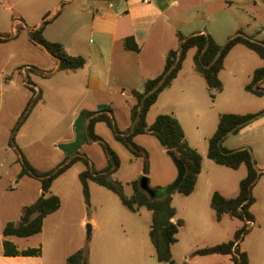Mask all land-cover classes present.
<instances>
[{
  "label": "rangeland",
  "instance_id": "374dc122",
  "mask_svg": "<svg viewBox=\"0 0 264 264\" xmlns=\"http://www.w3.org/2000/svg\"><path fill=\"white\" fill-rule=\"evenodd\" d=\"M42 7L44 4L40 2L15 6L10 0H0V14L7 18L6 24L0 21V28H7L0 32H11L21 19L29 26L39 25L45 15L39 14ZM183 16L184 19L176 23L178 33L187 36L205 28L214 41L222 40L218 35H222L226 27L220 26L219 16L213 15L207 20L197 9L187 10ZM262 21L258 16L257 22L250 21L251 25L243 26L237 34L245 32L251 35L260 31L255 33L256 36L264 38V30L259 26ZM75 27L64 15L48 28L45 38L53 42L67 38ZM21 33L25 35L26 31ZM180 43L177 50H180ZM23 47V44L0 46V188L10 186L12 189L0 200L2 239L5 225L17 221L23 213V206L32 204L41 195L38 179L31 176H25L23 180L18 178L22 170L21 156L39 173L55 170L63 160L71 157H63L62 150L70 149L75 150L73 154L89 157L96 171H103L108 166L107 153L100 144L88 143L77 151L75 142L58 141L65 134L67 121L72 119L74 103L79 102L74 93L69 96L72 92L65 90L68 86L61 79L56 82L37 73L38 69L43 73L52 71L50 68L56 61L52 56L38 54L42 65H34L29 62L31 56ZM243 49L248 55L232 52L219 72L223 85L220 92L207 88L202 75L194 71V50L188 52L177 78L159 94L148 113V124L154 122L159 114L175 116L184 129L188 144L203 158L195 190L189 196L177 192L182 176L177 157L165 150L154 136L142 134L134 137L132 145L145 149L147 153L146 156L142 153L136 155L116 141L113 131L106 125L98 128L99 135L120 158V167L112 177L123 183L126 195L133 193V180L146 177L150 189L155 191L154 198H171L176 219L183 221L177 241L171 246L175 264H233L230 256H193L192 253L233 240L243 226L245 229L237 241V251L247 254L248 264H264V96L245 90V86L251 83L254 68L260 66L262 60L254 52ZM64 75V72L59 74L61 77ZM42 91L48 96L45 105L41 99H36ZM56 91L60 95L56 96ZM24 111L25 115L18 122ZM224 113H261L256 121L237 134L227 136L222 144L228 150L250 148L255 167L260 171L251 192L254 198L250 208L253 223L247 224L229 216L217 221L210 206L215 192L226 198L237 196L240 181L247 176L245 165L234 170L207 157L208 139L215 133L219 117ZM61 116L67 118L60 122ZM119 123L116 126L121 131L124 125ZM145 162L148 163L146 174L143 172ZM85 169L82 162H76L54 180L50 192L60 198L61 210L45 221L40 234L17 239L18 244L40 246L44 264H67V258L81 248L87 249L89 264H164L156 259L149 237L152 212L146 208L130 211L115 193L91 181L90 206L87 207L79 179V174ZM88 225L91 226L89 236Z\"/></svg>",
  "mask_w": 264,
  "mask_h": 264
},
{
  "label": "trees",
  "instance_id": "16d2710c",
  "mask_svg": "<svg viewBox=\"0 0 264 264\" xmlns=\"http://www.w3.org/2000/svg\"><path fill=\"white\" fill-rule=\"evenodd\" d=\"M53 13H47L37 26H29L21 19L14 26L11 32H0V44L10 42L19 37L22 31H27L29 40L41 47L50 56L56 59L58 68L43 73H37L49 77L55 71H75L81 69L86 64V59L81 55H70L65 46L60 42L49 41L44 37L46 27L53 22L60 14V9ZM181 42L179 49L170 50L165 59L163 72L152 79L144 81L143 90H133L132 93L137 100L136 105L131 109L132 124L125 131H120L115 122V117L111 108L99 111L83 110L81 114L87 118L86 140L97 142L107 153L108 166L103 171H96L92 167V161L84 154L75 153L70 159L67 157L55 170L46 173L37 172L21 156L22 170L18 174L21 179L24 176H31L39 180L42 194L34 203L27 205L17 222H8L3 229L5 239L2 242L3 255L6 257H40L42 248L29 247L19 249L9 237L16 236L28 238L42 232L44 219L50 214L58 211L61 207V200L52 194L50 189L55 179L65 173L74 163L82 162L86 169L79 174L82 191L86 206H90L89 182H94L115 193L121 203L132 212H137L140 208H146L152 212V221L149 227V237L155 249V256L159 262L164 264H175L173 261L171 246L177 241L179 227L183 225L181 219H176V210L171 205V198H154L139 187V180L131 182L133 193L128 196L124 192L123 183L113 179L112 174L120 167V158L106 144L103 138L96 133L95 127L98 123H105L112 131L116 141L124 145L130 152L139 155H147L145 149L138 147L135 151L131 145L134 137L142 134L154 136L160 145L177 157L182 168V176L177 187V192L189 196L195 190L198 176L202 169V156L196 149L192 148L184 133L180 121L172 114H159L152 124L147 123V115L151 107L157 102L159 94L177 78L182 62L189 50L195 48L194 70L202 75L207 88L216 92L222 91L223 85L219 79V72L224 68V61L230 50L237 44H242L254 51L264 60V41L256 40L244 34H237L229 38L223 45H219L208 33H197L189 36L178 33ZM125 48L138 51L133 37H128L124 41ZM264 80V65L256 69L252 75L251 83L245 86V90L256 95L264 96V88L260 83ZM213 96V95H212ZM37 100L41 99L40 93ZM35 99V100H36ZM21 115L18 122L25 115ZM260 114H221L218 120L215 133L208 139L207 157L218 165L231 169H238L241 165L247 168V176L240 181L238 195L233 198H226L219 192L212 195L210 206L215 212V218L220 221L223 216L238 218L248 223H253L254 216L250 208L254 204L252 187L255 184L259 170L256 169L251 149L244 147L238 150H228L222 146L224 139L229 135H235L240 130L256 121ZM18 152L22 155L19 148ZM143 172H148V163L145 162ZM245 226L238 230L233 240L215 246H210L195 250L193 256L226 255L230 256L233 264H248V256L245 252L237 251V241L241 236ZM89 253L87 249L81 248L71 254L67 264H89Z\"/></svg>",
  "mask_w": 264,
  "mask_h": 264
},
{
  "label": "crops",
  "instance_id": "0c3cea01",
  "mask_svg": "<svg viewBox=\"0 0 264 264\" xmlns=\"http://www.w3.org/2000/svg\"><path fill=\"white\" fill-rule=\"evenodd\" d=\"M10 2L15 6L19 3H43L44 7L39 14L45 13V15L50 12L53 13L63 4L58 17L46 27L44 37L47 35L48 28L64 15L76 25L67 38H58L56 42L62 43L70 55L83 56L86 59L85 66L75 71L57 70L49 77L56 82L61 79V82L68 86L65 87V90L69 93L72 92L69 96L74 93L79 102L78 104L74 103L71 113L72 119L67 121L65 134L58 140L65 143L75 142L77 151L84 149L88 143H97L86 140L87 118L81 114L83 110L99 111L111 108L116 125L120 124L119 122L124 125L121 131L130 128L132 124L131 109L137 103L132 91H142L145 80L155 78L163 72L167 53L178 47L179 31L176 23L184 19L185 11L197 9V12H202L207 20L210 16H219L220 19H217L220 26L225 25L226 27V31L222 35H218L222 39L216 42L219 45L237 35L243 26H250V21L257 22L258 16L263 19L259 26L264 30V0H10ZM0 21H5L6 24V16L0 14ZM6 29L0 28V31ZM205 30V28H199L189 35L205 33ZM207 33L212 37L208 31ZM242 33L254 37L256 40L264 41V38H258L255 34L260 33V31L251 35ZM128 37L134 38L138 51L125 48L124 41ZM19 44H23L24 51L31 56L32 60L29 62L35 63L34 65L40 63L37 56H48L47 52L29 40L27 31L25 35L21 33L18 38L0 44V46H17ZM243 48L250 50L242 44H237L230 50L225 61L232 52L248 55ZM191 50H194L195 55L196 49ZM261 60L262 64L256 66L253 73L264 65V60ZM57 68L58 64L55 61L50 69ZM61 72L66 75L59 76ZM260 87L264 88V80L260 83ZM58 92L61 94L59 89ZM60 94L56 91L55 95ZM49 97L52 99V95ZM47 100L48 96L42 91V103L45 105ZM61 117L60 122L67 118L66 116ZM100 125L106 124L98 123L96 125L95 130L98 135ZM74 151L71 149L62 150V156H72ZM23 178L25 176L20 180ZM9 190H12L10 186L0 188V200L3 199L1 196L5 197ZM61 208L62 202L58 211L44 219L43 227L45 221L57 214ZM0 209L2 210V207ZM1 237L0 241L3 242L5 237L3 236V239ZM17 239L25 238L9 237V240L16 244L19 249L29 248L20 246ZM0 264H44V261L42 254L40 257H6L3 255V248L1 247Z\"/></svg>",
  "mask_w": 264,
  "mask_h": 264
},
{
  "label": "water",
  "instance_id": "95a60500",
  "mask_svg": "<svg viewBox=\"0 0 264 264\" xmlns=\"http://www.w3.org/2000/svg\"><path fill=\"white\" fill-rule=\"evenodd\" d=\"M132 148L135 150V151H138L139 149L136 147V146H133L132 145ZM70 159V158H69ZM139 187L147 192L149 195H153V191L150 189L149 185H148V179L146 177H142L140 179V182H139ZM90 231H91V226L88 225V230H87V234L88 236L90 235Z\"/></svg>",
  "mask_w": 264,
  "mask_h": 264
}]
</instances>
